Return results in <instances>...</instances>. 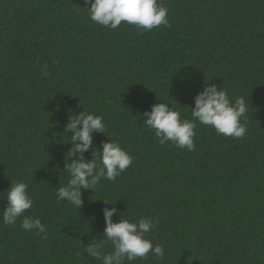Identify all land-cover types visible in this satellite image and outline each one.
<instances>
[{
    "label": "trees",
    "instance_id": "1",
    "mask_svg": "<svg viewBox=\"0 0 264 264\" xmlns=\"http://www.w3.org/2000/svg\"><path fill=\"white\" fill-rule=\"evenodd\" d=\"M160 2L170 27L141 34L94 24L84 0H0V211L10 182L23 181L33 200L24 215L47 228L45 237L22 218L6 225L0 213V264H102L80 242L100 237L113 206L157 221L147 238L165 257L132 264H264V0ZM206 83L245 98L246 136L197 122L194 151L161 146L143 113L164 102L192 119ZM83 110L103 117L133 163L82 190L78 209L56 190L69 178L65 126ZM108 139L93 133L98 150Z\"/></svg>",
    "mask_w": 264,
    "mask_h": 264
},
{
    "label": "clouds",
    "instance_id": "2",
    "mask_svg": "<svg viewBox=\"0 0 264 264\" xmlns=\"http://www.w3.org/2000/svg\"><path fill=\"white\" fill-rule=\"evenodd\" d=\"M84 3L88 18L109 30L117 29L122 22L135 26L141 34L160 26L170 27L169 10L160 0H84ZM41 74L45 78L50 75L47 65L41 67ZM190 109L192 119H182L180 111L169 108L168 103L159 102L152 106L151 111L143 113L147 117L144 124L153 131L161 146L172 142L189 152L196 148L197 122L214 128L218 135L233 139H242L247 134V102L243 96L233 101L223 86L218 90L216 84L206 83L195 96L194 107ZM96 132L109 138L102 143V150L93 145V133ZM64 133H71V147L63 154V170L69 178L56 190V198L58 202L67 201L80 209L83 204L82 190H93L103 180L115 181L133 163V157L106 134L103 117L94 113L83 110L74 114V118H69ZM90 150L92 158L85 159L84 153ZM25 171L31 175L30 168ZM6 199L5 209L0 211L3 224L14 225L22 218V229L36 230L38 234L47 236V228L39 218L24 215L33 206L27 183L10 182ZM102 212L106 225L103 233L99 238L93 237L86 246L80 242L83 253L86 252L88 257L100 260L102 264H125V261L132 264L137 259H147L149 254L157 260L165 257L164 246L154 245L147 238V234L156 227L155 218L123 219L115 206L110 209L105 207ZM114 215L120 217L118 222H113ZM109 245L111 251L107 250Z\"/></svg>",
    "mask_w": 264,
    "mask_h": 264
}]
</instances>
